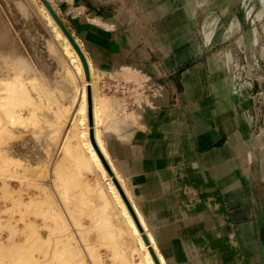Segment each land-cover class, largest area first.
Returning <instances> with one entry per match:
<instances>
[{"label":"bare ground","instance_id":"bare-ground-1","mask_svg":"<svg viewBox=\"0 0 264 264\" xmlns=\"http://www.w3.org/2000/svg\"><path fill=\"white\" fill-rule=\"evenodd\" d=\"M47 1L51 5L54 13L60 17V13L54 1ZM69 1L72 2L75 0ZM40 2L41 4L36 5L40 8L38 10L42 12V15H45L44 17H46L51 24L56 38L60 39L59 41L65 49V53L68 54L69 59L73 63L71 64L74 66V69H72V67L65 68L68 78L67 85L59 80L55 83V88L52 87L46 74L39 69L36 63L32 62L31 57L27 56L22 51L4 16L0 14V161H4L7 166L9 165V168L12 167V170L10 169L11 172L9 171L10 174H8V176L5 174V176L3 173L4 171H2L4 170L2 169L3 166H0V190L6 189V191L3 190V193L9 192V194H7L8 196L6 195V197L4 196V198L2 197V199H0L1 202L2 200L4 201L2 203L0 202V216L2 217V214H6L10 209L11 212L9 211L10 215H8L10 218L6 219V221H11L9 222L11 223L9 233H11V231L13 233H11L12 237L10 236L11 240L15 239V237L20 241L23 240L21 242L19 241V245L16 244L20 246V243L23 242V245L20 247L23 249L26 243L24 251L27 249V251H25V254L27 253V260L23 258L27 262H25L26 264H122L123 262L121 259H125L127 261L126 264H176L172 262L173 260L168 256V250L164 248L161 243L157 222H151L148 213L146 214L143 208V203L138 198L131 177L125 170V161L123 159H115L109 147V141L113 138L121 139L124 145L130 142L133 135L128 133V130L137 126L139 123L138 121L143 119L142 114H144L146 107L139 101L137 103H140L138 109L131 110L128 108L125 100L118 98V96H110L106 93L105 81L103 78H100L102 77L101 72L105 70L99 65L100 61H94L93 59L96 57L94 55L96 50L92 48H97L94 46L88 47V45L85 48L81 47L82 44H80L79 40L81 38L75 35L74 32H71L75 42L84 54L90 74V78H88L80 54L62 31L44 1L40 0ZM195 3H197V1H195ZM19 4L22 13L28 16L30 14L29 11L22 3ZM85 4L87 3L81 5V11L84 13H86L87 8ZM83 7L85 9H83ZM77 15L78 13H75V16ZM88 20L90 21L89 23L105 31H109V26L112 24L105 20L99 22L92 17H88ZM112 28L114 29V26H112ZM50 48L54 47L51 45ZM112 71L113 73L118 72L119 75L124 73L125 78L128 77L129 80L132 79L139 87H141L144 82L142 80L147 78L145 72L141 70L139 72L138 68L127 64H122V66H118V68ZM76 72L81 77V84L79 82V76H76ZM96 76H100V80L102 79L101 81L98 79L100 81L99 86L97 85L99 82H97ZM118 78L119 77H117V81ZM89 89L91 92V108L89 105ZM153 100H156V97L150 96L149 101ZM90 109L92 113V125L90 124ZM209 109L210 108H207L206 110ZM49 112H51V114H49ZM187 126L188 122L186 121H183L179 126L175 125V127H178L177 131L185 135L187 134ZM28 132L34 133L36 137L45 133L46 135H43H45L46 139L50 142L58 140L59 143L57 147L62 148L59 149V151L64 150L67 156H70V154L74 155L77 157L78 162L80 161L82 165H85H83V168L87 167L95 171L96 175L99 174L97 191L104 202L101 208L106 205H113L115 224L110 226L105 223L104 227L99 228L97 231L99 234L103 233V235L104 232L106 233L109 231L110 234L112 232L111 235L114 237L115 234L116 236H122L123 244L121 245L119 243V248H117L119 250L114 251V254L108 256L102 253L100 248L105 244H102L101 241L100 244H98V241L96 242L98 245H96L95 241L97 240H94V243L91 241L92 236L88 235L90 232L89 230L92 228L96 229L98 225L94 226L91 224L93 226H90V228L83 222V218L81 219V216H79L80 214H78L81 208L71 201L72 199L70 196L65 195L66 188H62V184L59 182L61 177H54V180H52L50 184L51 186L48 184V166L44 163L45 160L33 162L34 160L32 159H34V156H20L17 154V149L12 147L13 145H10L14 142L13 138H17L16 136L19 137L18 139L21 138L22 134L20 135L19 133H24L23 135H25ZM173 137L182 139L181 137H177V134ZM238 141L236 135L230 139L231 144H235ZM178 142L179 141H177V143ZM24 147H26L25 144ZM175 147L179 150L172 152V154L178 155L177 152H183L181 158H179L183 159L185 147L180 143L176 144ZM228 150V145H226L225 149L221 150V152L225 154L221 155L222 159L228 157V154H226ZM262 155L264 157V153ZM172 164L175 166L172 169V182L170 183V187L172 186V192L177 194L181 203L176 213V220H186L191 214L194 216L198 214L199 217L203 216L204 218L206 214L202 215L200 211L201 203L203 202L205 203V208L209 209L211 207L221 206L227 201V197L231 198V201L233 198V201L238 203L242 202L246 196L245 193L242 192V190L245 189L244 184L240 181H233L229 187L224 186L221 190L224 197L221 196V198L215 197V199L210 198L209 200H201L197 192L199 188L197 189V187L194 186L191 188L192 198L187 199L185 196L186 182H184L186 171L183 161L181 160L178 163L172 162ZM3 165L5 166V164ZM53 165L55 166V164ZM8 167H6L7 171L9 170ZM56 167V169H58V166ZM108 168L111 170V173ZM225 171L224 165L212 169V172L219 178L225 174ZM52 172L53 170L51 173ZM57 172H59V170ZM56 176L58 177L57 173ZM7 177H10V180ZM103 177L105 182L102 180ZM115 180L119 186L116 184ZM178 182L181 183L179 184ZM208 183L211 184L209 189H213L215 192L219 191L218 186L214 185L213 181L209 180ZM240 192L243 199L241 196H235ZM2 195L4 194L0 196ZM243 213L244 212H237L236 215L240 217ZM233 217V213L226 215L225 220H222L224 224H221H227V219ZM208 220L212 226H216L212 216L208 217ZM1 221L3 223L4 219H1ZM6 221H4L3 225H10L6 223ZM3 225L0 224V226L4 227ZM2 227H0V229ZM109 232L106 234L110 235ZM234 234H236V232H234ZM108 235L105 237H113ZM214 235H216L215 232H209L205 237L208 241L203 238L197 240V242L193 240L191 242L190 239H185L183 240V246L185 243L187 246L194 243L199 245L197 246L198 250L204 253V255L197 260L200 264H246L243 254H247L246 252L249 251L250 247H248V244H240L239 247L234 245L235 248L233 246L226 248L228 251L235 252L236 259L230 263H223L218 253L217 245H213L214 239L212 240V237H214ZM100 236L104 239L102 242L108 239L102 236V234H100ZM1 237L2 236H0V244H3ZM98 237L99 236H97V238ZM18 240L15 239L13 243H17ZM108 240H110V238ZM13 243H11V245H13ZM16 245L10 247L12 252L13 249H16ZM0 246L3 250L4 247H2V245ZM7 248L9 250L8 245L5 246L2 257L0 254L2 260L4 255H7ZM2 250L0 251L1 253ZM5 251H7L6 254ZM210 251H212V253L205 254V252ZM20 253L24 254L22 250ZM134 253L136 256H139L138 261L133 258ZM16 254L21 256L19 251L14 253V255ZM10 255L8 253L7 259L4 257V264H8L9 261L11 262L12 256L9 257ZM108 257L110 258V262H108ZM1 259L0 261L3 264L4 260L2 261Z\"/></svg>","mask_w":264,"mask_h":264},{"label":"crops","instance_id":"crops-1","mask_svg":"<svg viewBox=\"0 0 264 264\" xmlns=\"http://www.w3.org/2000/svg\"><path fill=\"white\" fill-rule=\"evenodd\" d=\"M55 1L57 4L62 5V19L65 18L73 25V32L82 39L85 46L96 47L97 49H92L96 50L94 55L97 58L99 57L100 61L103 60L102 57H107L105 58L106 61L102 62L104 65L98 61L103 70H113L118 66H122V64L134 67H137V65L145 68L151 67L149 63L143 62L149 61L151 53L155 52L166 53V64L170 69L190 66L182 72L181 76L176 77L177 85L184 90L180 94L185 106L182 111L172 110L171 88L167 100H158L155 106L145 108L144 114H142L143 119L138 121L137 126L128 130V133L133 135L130 142L124 145L121 139L113 138L109 141V147L115 159L125 161V170L131 177L138 198L143 203V208L146 214L148 213L151 222H157L159 238L164 248L168 250V256L173 260L172 262L176 264H200L197 260L204 253L198 250L197 246L199 245L194 243L187 246L185 243L183 246V240L190 239L191 242L192 240L197 242V240L203 238L208 241L205 238L207 234L217 232L216 237H212V240L214 239L213 245L218 247L217 250L223 263H230L236 259L235 252L228 251L226 248L248 244L250 248L246 252L247 259L250 264H256L255 260H258L257 248L255 246L256 242H252L249 234L250 224L237 223L242 216L252 214L251 207H239L245 202H250V197L247 196L248 184L246 182L251 177V169L248 166L251 161L246 164L249 168L248 178L246 177L245 189L242 190L246 195L245 200L240 192L235 196H241L242 202L237 203L233 201V198L231 201V198L227 197V201L221 206L209 209L205 208L203 202L200 211L202 215L206 214L204 218L203 216L199 217L198 214H195V216L191 214L186 220H176V213L181 203L177 194L172 192L170 183L172 182V169L175 166L172 162L178 163L181 160L186 171L184 182H186L185 196L187 199L192 198L191 188L194 186L197 189L199 188L197 192L201 200L224 197L221 191L224 186L228 185L231 180H239L241 177L246 176L245 167L241 165H237L231 172L223 174L220 178L212 172V169L220 167L224 163L230 162V160H235L222 159L218 149L224 145L229 146L233 157L244 156L247 150L246 144L253 133L254 119L257 116L256 104L253 99L258 98V90H264V87L262 88L259 84H256L255 88L252 89L253 92L246 93V96L241 99V96L231 92L227 84L228 79H225L228 78V75L224 72L228 65L225 58L205 56L203 52H206V47L203 48V46H199L201 51L199 54H195L194 46H187L188 40L187 43L185 42V38L189 36L188 32L181 34L183 35L182 38L176 41H170L167 38H170L171 35L173 37L175 33L180 34L183 30L187 31L189 23L186 21L193 19L188 11L190 3L193 2L192 0ZM84 3H87L85 4L87 7L86 13L81 11V5ZM250 4V0H246L244 4V10L249 12V15L253 11ZM236 6L234 12L240 17L242 14L241 1L237 0ZM194 7L191 6L192 9ZM77 9H79L78 15L75 16L73 13L77 12ZM83 9L85 8L83 7ZM204 13L201 16H204ZM87 16L97 20L103 19L115 25V28L105 31L89 23ZM172 16L175 17L174 20H177L175 30L172 29ZM179 18L183 19V24L178 23ZM120 19H131L134 22L137 27L133 30L136 31L135 35L138 33V41L131 37L130 28L126 27ZM222 34L223 30L218 34V39L221 40ZM154 35H160V40L163 43L152 38ZM188 38L190 39V37ZM246 48L250 54L257 52L250 41H247ZM130 58L132 61L127 62L126 60ZM181 58H184V60H181ZM137 61L140 63H136ZM151 65L153 64L151 63ZM262 71L264 74V70L261 69ZM252 94L253 96H251ZM207 108H210L209 113L206 111ZM183 121L188 122V128L187 134L178 142L185 147L184 157L179 159L181 158L180 155L172 154V137L180 133L175 125L179 126ZM235 134H239L240 141L231 144L230 139ZM239 168H242L243 173ZM261 174L264 178V173L261 172ZM209 180L218 186L219 191L215 192V190L209 189L211 186L208 183ZM227 204L231 207L229 211L225 209ZM231 212L234 217L226 221L228 235L225 237L222 234L224 232L221 231L224 228L221 223H223L222 220H225L226 215L232 214ZM237 212L244 213L239 217L236 215ZM211 216L214 218L216 226H212L208 220V217ZM252 228H255V223ZM219 231H221V235ZM208 253H212V251L205 252V254ZM261 259H263V263ZM259 263L264 264L263 254L259 257L257 264Z\"/></svg>","mask_w":264,"mask_h":264},{"label":"rangeland","instance_id":"rangeland-1","mask_svg":"<svg viewBox=\"0 0 264 264\" xmlns=\"http://www.w3.org/2000/svg\"><path fill=\"white\" fill-rule=\"evenodd\" d=\"M53 1L56 7L58 8V12L60 13V17H61L62 5L57 4L55 0ZM192 1L193 2L190 3L189 7L187 6L188 11L193 18V19L186 21L187 23H189V25H187L188 26L187 31H184L182 29L183 32L180 30L182 33L181 32L180 34L175 33L173 37L171 35L170 38L169 37L167 38L170 41L171 40L176 41L182 38L183 35L181 34L188 32L189 36L185 38L186 39L185 42L187 43V40H188L187 46L189 45L194 46L195 54H199L201 51L199 46L201 47L203 46V48L206 47V52H203L205 56H210V57L219 56L220 58L222 57L225 58L226 62L228 63L224 71L226 72V75H228V78H225V79L226 80L228 79L227 84L230 87L231 92L233 94L241 96V99L244 98V96H246V93L250 91L253 92L252 89L255 88L256 84L257 85L259 84L263 88L264 87V80H263L264 74H263V71L261 72V69L264 70V3H263L264 0H250L251 1L250 8H253V11L251 12L250 15L248 14L249 12L244 10V4L246 0H238V1H241V7H242L241 8L242 14L240 17L234 12L237 7L236 6L237 0H201V1L199 0V3H198V0H192ZM195 1H197V3H195ZM19 3H22L26 7V9L29 11L30 14L28 16H25L22 13L19 7L20 6ZM38 4H41L40 0H0V14L4 16L8 26L11 28V32L16 37L22 51L27 56L31 57L32 62L36 63L37 66H39V69L42 70L46 74V77L48 78L50 85L55 88V83L58 82L59 80L62 81L63 83H66L67 85L68 78H67V71L65 68L72 67V69H74V66L72 65L73 63L69 59L68 54L65 53V49L63 48V46L61 45L59 41L60 39L56 38L55 32L53 31L51 24L49 23L47 18L44 17L45 15L44 14L42 15V12L38 10L40 9L38 6H36ZM191 6L193 7L195 6L194 9H192ZM78 10L79 9H77V12H75L76 14L78 13ZM203 12L205 13H204V16L202 15L203 16L202 17L201 14H203ZM75 13L73 15H75ZM228 16L229 18H227ZM174 18L175 17L172 16V29L175 30V23H177V20L176 19L174 20ZM60 19H62V17ZM95 20L97 19L95 18ZM62 21L66 25V27L69 29L70 33L71 32L73 33V25H71L69 21L65 20V18L64 20L62 19ZM98 21L101 22L103 21V19L98 20ZM120 21L124 23L126 27L130 28L131 37L135 41H138V37H137L138 33L137 35L134 34L136 32L134 30L137 27L134 24V22L131 19L129 20L120 19ZM243 21L246 26L243 24ZM178 23L183 24L184 23L183 19L179 18ZM110 26H109V29L107 28L108 30H112L113 29L112 26H114L115 28V25L113 24H111ZM221 30H223V34H222L223 36H221V40H220L218 39V34L220 33ZM188 37H190V39ZM152 38H154L158 42L161 41L163 43V41L160 40L161 39L160 35L158 36L154 35V37ZM79 40H80V44H82L81 47L85 48L86 46L83 43L82 39H79ZM134 40L132 41L135 42ZM146 41H148V39H146ZM247 41H250L252 43L253 48L256 49L257 52H253L251 54L249 53V51L246 48ZM51 45L54 48H50ZM172 54L174 53L172 52ZM98 58L94 57V61H97V60L100 61V59ZM105 58L107 57H104V58L102 57L103 60L100 62L102 63L106 61ZM165 58H166V53L155 52V53H151V56L149 57V61L143 62V63H149L150 66L154 68H151V67L145 68V67H141L140 65L139 66L137 65L136 68L139 69V72L141 70L145 72V76H147V78H144V80H142L144 81V85H145V89L140 90V93L142 94H137V95L136 93L127 94V93H123L121 89H117L116 85H118L119 83L121 85L124 82L130 83V84L131 83L135 84V82H133L132 79L129 80L128 77L125 78L124 73L120 72L121 75H119L118 72L113 73L112 70H108V71L105 70L104 72H101L102 77L96 76L97 82H99L97 85L98 86L100 85V81L102 80V79L100 80V78H103L106 84V88H105L106 93H108L110 96L114 95L116 97L118 96V98L124 97V96L129 97L128 98L130 102L129 108L131 110L138 109V106L140 103L139 104L137 103L139 101L147 108V107L155 106L158 100H162V101L163 99L167 100L168 92H171V88H172V110L182 111V109L185 106H184L183 99L180 98L181 97L180 94L183 93L184 90L182 87L177 85L176 77L181 76L182 72L187 70L190 66L170 69L167 67ZM181 60H184V58L183 59L181 58ZM254 60H257V61H254ZM126 61L129 62L132 60L130 58ZM136 63H140V62L137 61ZM151 63L154 66L151 65ZM102 64L104 65V63ZM76 76L77 77L79 76L77 72H76ZM117 77H119L118 81H117ZM78 78L81 84V81H80L81 77L79 76ZM249 82H251V84ZM259 90H258L259 95L257 96L258 98L256 99L252 98L256 104L255 106H256L257 116L254 119L253 133L248 143L246 144L247 150L245 151L244 156H240L238 158L233 157L232 151L229 148L228 152H226V154H228V157L223 158V159H235V160H230V162H226L223 164L224 169H226L225 173L231 172V170H233L237 165L244 166L245 167L244 170L246 172L245 177H241L239 180H231L229 182V185H226V187H229L233 181L235 182L240 181L243 184L245 183V181L248 178V170H249L246 164L248 161L249 162L251 161L250 165L248 164V166L251 169L250 170L251 177L246 182L248 184L247 196L248 198L250 197V202H245L241 204L239 207H242V208L251 207L252 214H249L245 217L242 216L241 218H239V222L237 223L250 224L251 229H249V234L252 239V242L254 241L256 242L255 246L257 248L256 255L258 256L257 257L258 260H259V257L262 256V254L264 256V252H263V249H264V178L262 177V174H261V172L264 173V157L262 155L264 153V90H260V91ZM115 92H118L117 95H115ZM150 96H155L156 100L149 101ZM251 96H253V94ZM209 110H206L207 113L210 112ZM49 114H51V112H49ZM180 124H182V122ZM19 134L23 135L24 133H19ZM43 134L41 136L36 137L34 133L28 132L25 134L26 136L23 135L24 137L21 135L20 139H18L19 138L18 136H16L17 140L13 138L14 142L11 143L10 145L11 146L13 145L12 147L17 149V152H18L17 154H19L20 156H26V157L28 155L34 156V159H32L34 160L33 162L45 160L44 163H46V166H48L47 175L50 176V178L49 176L47 177L48 184L50 185L52 183V180H54V177L55 178L61 177L59 179V182L60 184H62V188H66L65 195L70 196L72 199L71 201L77 206H79V208H81L79 209L80 211H78V214H80L79 216H81L80 217L81 219L83 218L84 220L83 222L89 227L93 225L94 226L98 225L96 229L92 228L93 232H92V229L89 230L91 233L89 232L88 235L92 236L91 241H93L94 243V240H97L95 241L96 245L100 244V241L102 244H105V245L101 244L102 246L100 245L101 246L100 250L102 253H105L108 256L114 254V251L119 250L117 249L119 248V243L121 245L123 244L122 236L121 235L116 236V234L113 233L115 234V237H114L113 235H111L112 232L110 234V232L107 231L109 232L110 235L106 234L107 232L106 233L104 232V235L106 234L105 236L107 235L113 236L112 238L107 237L108 239L110 238V240H108L103 235V233H100L102 234V236H104L108 240L109 243L107 242V240H105L106 242L105 241L102 242V240L104 239L103 237L100 236L99 232L97 231L99 228H103L105 223L110 226L115 224V216L113 215V205L110 204V205H106L105 207L101 208L104 202L97 191L98 189L97 181L99 180L98 177H100L99 174L96 175L95 171H92L91 169L87 167L83 168L84 164L82 165L80 161L78 162L77 157H75L74 155L70 154V156H67L64 150L59 151V149H62V148L57 147L59 141L55 140L54 142H50L49 140L46 139V136H45L46 134L45 135ZM235 135H236V138L240 141L239 134H235ZM184 136H185L184 133H180V135H177V137H181V138ZM179 140L180 139L178 138L176 139L175 137H172V145H173L172 152L179 150L176 147H174L176 146L177 141ZM24 144L26 147H24ZM225 147L226 145L219 148V153L221 155H225L223 154L224 152H221V150L225 149ZM177 153L178 155L182 156L183 152H177ZM3 162L0 161L1 163L0 166L1 165L3 166V168L2 167L1 168L4 169L2 170L4 171L3 172L4 175L6 174L8 176V174H10L12 170V167L9 168L8 167L9 165L7 166V164ZM52 163L55 164V166ZM3 164H5V166L9 168L8 171H7V168ZM56 166H58V169H56L57 168ZM52 170L53 172L51 173ZM56 170L57 171L59 170V172H57ZM239 170L242 172V168H239ZM56 173L58 177L56 176ZM7 178L9 179L10 177H7ZM102 180L104 181V177L102 178ZM178 183L180 184L181 182H178ZM3 190L6 191V189L0 190V193L4 194L0 196V199H2V197L4 198V196L6 197V195L9 194V192L3 193ZM2 202L4 201L2 200ZM225 209L227 211L231 210V207L229 206V204L226 205ZM9 211L10 209L6 212V214L1 213L3 218L0 216L1 217L0 224L3 225L4 221L10 218L8 216L10 215ZM1 219L2 220L4 219L3 223ZM9 222L11 221L10 220L6 221V223H9ZM254 223H255V228L253 229L252 225ZM9 224L10 225L8 226L7 224L3 225L4 227L0 226L2 227L0 229V236H2L1 239H2L3 244H6V245H3V244H0V245H2V247L4 248L7 245L9 246V250L7 248L8 252L5 251V254L6 252H7V255L8 253L9 255L11 254L9 256V257L12 256L11 257L12 260L10 259L11 262L9 261L10 264H24L26 262L25 259L27 258L26 256L27 253L25 254V251H27V249L24 251L26 243L23 246L24 249L20 248L23 245L22 244L23 242L20 243V246H18L19 245L18 243L20 241L18 240V238L15 237V239H17L18 241L17 243H13L15 239H13L14 237L12 238L13 240H11L10 238V236L12 237L11 235L12 231L11 233H9L10 232L9 230L11 228L10 227L11 223ZM227 226L228 224H225L223 225L224 228L221 229L222 232H224L222 233L224 236L228 235ZM97 232L99 235L97 234ZM219 232L221 233V231ZM215 234H217V232ZM97 236H99L98 237L99 239L97 238ZM214 237H216V235H214ZM96 242H98V244ZM11 243H13V245H11ZM14 245L17 246V247L15 246L16 249L19 247L18 248L19 250L17 249L16 251V249H13V252L16 251L14 253H17L19 251V254H21V256L18 254L14 255V253L11 251L10 247H14ZM0 249L2 250V248ZM20 249L23 251L25 255L20 253L21 251ZM3 250H2V253L0 252L1 257L3 256L2 254H4ZM7 255L6 256L4 255L6 259H7ZM243 255L245 256V258H248L247 254H243ZM4 257H3V260L5 259ZM17 257L19 258L21 257V258L19 259ZM138 257L139 256H136L135 253L133 254V258L137 261L139 260ZM107 259L109 260L107 261L110 262V258L108 257ZM261 260L263 263V259ZM121 261L124 264L127 263L125 259L124 260L121 259ZM244 261L246 264H250V261L248 259H245ZM255 262L256 264L258 263L257 259L255 260ZM4 263H5V260L3 261V264ZM0 264H2L1 261H0Z\"/></svg>","mask_w":264,"mask_h":264},{"label":"water","instance_id":"water-1","mask_svg":"<svg viewBox=\"0 0 264 264\" xmlns=\"http://www.w3.org/2000/svg\"><path fill=\"white\" fill-rule=\"evenodd\" d=\"M44 1V3L46 4V6L48 7V9L52 12L54 18L56 19L57 23L59 24V26L61 27L62 31L66 34V36L69 38V40L72 42V44L74 45V47L76 48V50L78 51V53L80 54L81 58H82V61H83V64H84V68H85V71H86V75L88 78H90V74H89V69H88V66H87V63H86V60L84 58V55L82 54V51L80 50L79 46L77 45V43L75 42L73 36L71 35L69 29L66 27V25L63 23L62 19H60V17H58V15L56 13H54L51 5L48 3L47 0H42ZM89 105H90V108H91V92H90V89H89ZM90 124L92 125L93 124V121H92V113H91V109H90ZM93 134V132H92ZM109 169V168H108ZM110 170V169H109ZM110 173H111V170H110ZM116 184L119 186V184L117 183V181L115 180ZM120 188V187H119Z\"/></svg>","mask_w":264,"mask_h":264},{"label":"built area","instance_id":"built-area-1","mask_svg":"<svg viewBox=\"0 0 264 264\" xmlns=\"http://www.w3.org/2000/svg\"><path fill=\"white\" fill-rule=\"evenodd\" d=\"M249 83L251 84V82H249ZM119 85H120V83H119ZM119 85H116V88H117V89H121V91H123V93H127V94H129V93H132V94L136 93V95H137V94H142V93H140V90H141V89H145L144 82L142 83V86H141V87H139V86L137 85V83H135V84L132 85V83L130 84V83H125V82H124V83L121 84L120 86H119ZM117 93H118V92H115V94H117ZM119 98L125 100L126 103H127V105H128V108L130 107V102H129L127 96L119 97ZM129 109H130V108H129Z\"/></svg>","mask_w":264,"mask_h":264}]
</instances>
